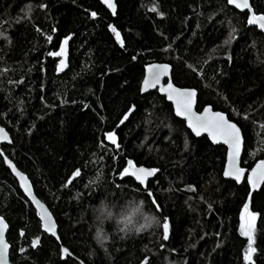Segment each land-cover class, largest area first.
<instances>
[{"label": "trees", "instance_id": "trees-1", "mask_svg": "<svg viewBox=\"0 0 264 264\" xmlns=\"http://www.w3.org/2000/svg\"><path fill=\"white\" fill-rule=\"evenodd\" d=\"M116 5L113 14L100 0H0V125L12 140L0 151L29 177L60 239L42 231L0 152L10 262L264 264V184L251 194L245 179L224 178L225 147L195 137L157 90L140 89L147 64L168 63L176 86L197 91V111L209 105L239 126L248 171L264 157V34L227 0ZM251 5L264 13V0ZM65 40L59 70L53 53ZM128 160L158 171L141 185L121 176ZM101 198L142 200L158 223L126 239L109 223L105 250L94 239ZM246 205L256 215L251 261L240 233Z\"/></svg>", "mask_w": 264, "mask_h": 264}, {"label": "snow or ice", "instance_id": "snow-or-ice-1", "mask_svg": "<svg viewBox=\"0 0 264 264\" xmlns=\"http://www.w3.org/2000/svg\"><path fill=\"white\" fill-rule=\"evenodd\" d=\"M230 4H235L236 7L239 8H245L249 9L251 11V6L249 4V0H240V2H237V0H228ZM105 3L107 6L112 10L113 14H115V4L113 3V0H105ZM93 16H95V13H92ZM249 24H256L259 23L261 28L264 29V15H255L253 14L249 20ZM113 32H116L115 28H112ZM117 40H120V34L116 32ZM50 39V38H49ZM64 44H67V40L64 41ZM65 49L62 47L60 52L53 53V55L57 56H64ZM63 67H65V61H60V69L62 70ZM151 71V70H150ZM168 72V66H159L158 70L152 74L151 80L145 81V89L150 86H154L155 83H157L160 79V75L167 74ZM169 99H173L174 97L178 98L177 101V115L186 116L189 120V126L193 129V131L196 133V135H200L202 131L208 132V134L213 138V140H223L224 143L229 144V147L231 149L230 152V158H231V165L228 170L225 172V176H234L235 179L239 180L240 176L242 175V170L236 167V160L239 157L240 154V148L242 143L241 138V130L233 123H230L224 115L220 113H215L211 117H196L195 120H193L192 115V104L194 102L195 92L194 91H179L172 87L171 84H169ZM127 117H125L126 119ZM123 122V121H121ZM0 139L7 140V134L3 132V129H0ZM107 139L112 142V144H116V136L114 133L107 134ZM128 167H126L123 172L121 173V176H129L132 175L135 177V179L141 184L144 185L149 177H152L155 175V173L158 171L157 169H145L143 167H140L138 169L135 168L133 163L131 161L128 162ZM130 169H134L133 171H130ZM258 170H254L253 175L249 177V182L252 184L253 188H256L261 181H264V162H262L260 165H258ZM13 171H15V168H13ZM17 175H20L17 173ZM76 175H79V172L76 173ZM22 181H25L26 179L24 177H21ZM25 190L27 191L28 195L31 196V190L29 187H26ZM151 195V193H149ZM34 199V198H33ZM155 203V201H153ZM41 208H43L42 205H40ZM42 219L45 223V228L47 231L52 232L55 234V225L52 222L51 215L47 212V210H44L42 212ZM255 221H256V215L250 211L247 210V205L245 206V221L241 226L242 234L245 235L248 238V250L245 255V259L247 261L252 260V254L256 251V249L253 247L254 244V236H255ZM7 228V225L4 223L3 219L0 218V264H6V257L8 253V245L4 240V232ZM164 229V239L168 238V230H169V224L167 220H165L163 224ZM38 241H33V246L35 247ZM64 252L66 253L67 250L65 249Z\"/></svg>", "mask_w": 264, "mask_h": 264}, {"label": "water", "instance_id": "water-1", "mask_svg": "<svg viewBox=\"0 0 264 264\" xmlns=\"http://www.w3.org/2000/svg\"><path fill=\"white\" fill-rule=\"evenodd\" d=\"M100 2L102 3V5L107 9L109 10L110 12H112V10L107 6V4L105 3V0H100ZM237 2H240V0H237ZM113 3L115 4V10H116V0H113ZM227 3L229 6L237 9L238 11L240 12H246L247 13V26H250V27H256L260 32H262L264 34V29L261 28L260 24L259 23H256V24H249L248 23V20L249 18L255 14L257 16L259 15H264V13H261V12H256L254 10V8L252 7L251 5V0H249V4L251 6V11L249 9H245V8H239V7H236L235 4H230L227 0ZM113 13V12H112ZM64 48L65 49V55L64 56H61V60H64L65 63H66V60H67V48H66V45L63 43L61 48ZM60 60V61H61ZM164 65H167L168 66V72L167 74H163V75H160V79L157 83L154 84V86H150V87H147L145 89V81L146 80H151V77H152V74L155 73L159 66H164ZM59 70L60 69V63H59ZM151 70V71H150ZM169 84L172 85L173 88L179 90V91H194L195 92V97H194V102L192 104V115H193V120H195L196 117H211L212 115H214L215 113H220L222 115L225 116V118L230 122V123H233L235 124L238 128L239 126L231 121L228 116L222 112V111H218V110H214L211 106L207 105L205 106L201 111H197L196 110V103H197V91L194 89V88H187V87H178L176 86L173 81H172V68L171 66L168 64V63H162V62H152V63H149L145 66V71H144V77H143V80L141 82V86H140V89H141V92L143 94H146V93H149L151 91H154V90H157L159 92L160 95L164 96L165 99L172 104V107H173V111H174V114L176 117H178L179 119H182L184 122H185V125L186 127L191 131V133L195 136V137H202V136H206L209 141L213 144V145H220V146H224L225 149H226V157H225V164H224V169H223V177L226 178V179H229V180H233L235 181L236 183L240 184L244 179L246 180L250 190H251V194L254 193L255 191H259L263 184H264V181H261L259 183V185L256 187V188H253L252 184L249 182V177H251L253 175V172L254 170L256 171H259L258 170V165H260L262 162H264V157L257 160L254 165L252 166L251 169H249L248 171H246V169L242 168L241 167V164H240V161H241V155H242V152H243V147H244V138H243V134H242V131H241V138H242V143H241V148H240V154H239V157L238 159L236 160V167H238L239 169L242 170V175L240 176V179L237 180L235 179L234 176H225V172L226 170L229 169L232 161H231V158H230V152H231V149L229 147V144L227 143H224L223 140H213V138L208 134V132H204L202 131L201 134L198 136L196 135V133L193 131V129L189 126V120L186 116H181V115H177V101H178V98L177 97H174L173 99H169V91L168 88H169ZM133 108L130 109V111H128V113L126 114L125 117H129V115L131 114ZM0 129H3V132L7 134V137L8 139L7 140H3V139H0V149H1V146L2 144H11L12 140H11V137L9 135V133L6 131V129L4 127H2L0 125ZM240 129V128H239ZM241 130V129H240ZM2 156H3V159H4V162H5V165L6 167H8V169L10 170L11 174L13 175V177L17 180L18 182V185L21 189V191L23 192V194L25 195V197L29 200V202L31 203V205L33 206L34 210L36 211V214L39 218V221L41 223V228H42V231L44 233H46L47 235L49 236H52L53 238H55L58 242H60V239H59V235H58V225L56 223V220L53 216V214L51 213V211L49 210V208L47 207V205L45 203H43L35 194L34 192V188H33V185L29 179V177L21 172L17 167L16 165L6 156L4 155L3 151L1 150L0 151ZM131 161L133 163V165L135 166L136 169L140 168V167H143L145 169H148V170H151L153 168H150V167H146V166H137L132 160H128V162ZM128 162L126 164V167H128ZM125 167V168H126ZM13 168H15V171H13ZM134 169H130V171H133ZM17 173H19L20 175H17ZM130 177H132L137 183H139L134 176L132 175H129ZM21 177H24L26 179V183L25 181H22ZM153 177V176H152ZM152 177H149V179H151ZM147 180V181H148ZM146 181V182H147ZM26 187H29L30 190H31V193L32 195L29 196L27 191L25 190ZM34 198V199H33ZM40 205L43 206V208L40 207ZM44 210H47V212L51 215L52 217V222L54 223L55 225V234H53L52 232H49L46 230L45 228V223H44V220L42 219V212ZM0 218L3 219L4 223L7 225V228L4 232V240L5 242L7 243L8 245V253H7V257H6V264H12L10 262V249H11V246L10 244L8 243L7 241V232H8V224L6 222V220L0 215ZM67 250V252L65 253L64 250ZM61 255H62V258H65L67 256L69 257H72L74 258V256L69 252V250L65 247H61ZM80 264H84L83 262L79 261Z\"/></svg>", "mask_w": 264, "mask_h": 264}, {"label": "clouds", "instance_id": "clouds-1", "mask_svg": "<svg viewBox=\"0 0 264 264\" xmlns=\"http://www.w3.org/2000/svg\"><path fill=\"white\" fill-rule=\"evenodd\" d=\"M92 213L96 229L94 239H98L100 246L105 247V250L112 238V233L107 229L109 223L113 225L121 239L147 232L158 223V218L146 210L142 200L118 204L115 201L101 198L92 207Z\"/></svg>", "mask_w": 264, "mask_h": 264}, {"label": "rangeland", "instance_id": "rangeland-1", "mask_svg": "<svg viewBox=\"0 0 264 264\" xmlns=\"http://www.w3.org/2000/svg\"><path fill=\"white\" fill-rule=\"evenodd\" d=\"M245 221V209L242 210L241 212V215H240V225L242 226V224L244 223ZM240 233L242 234V231H241V227H240ZM243 235V234H242ZM245 236V235H244Z\"/></svg>", "mask_w": 264, "mask_h": 264}]
</instances>
